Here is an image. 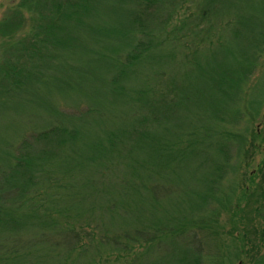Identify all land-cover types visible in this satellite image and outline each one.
<instances>
[{"label":"trees","instance_id":"obj_1","mask_svg":"<svg viewBox=\"0 0 264 264\" xmlns=\"http://www.w3.org/2000/svg\"><path fill=\"white\" fill-rule=\"evenodd\" d=\"M182 1L20 0L0 20L4 38L23 28V11L36 24L4 47L0 98L36 102L34 122L46 116L40 132L17 145L11 135L13 142L0 147V264H92L76 227L87 221L101 225L99 234L83 229L99 254H129L138 243L150 253L164 238L175 244L182 236L172 264L217 257L204 247L210 242L206 218L221 213L212 201L229 203L219 186L232 160L240 161L245 140L222 133L239 118L240 98L228 91L248 84L264 55V29L249 24L241 42L234 31L229 49L220 42L191 59L177 56L180 44L172 37L182 28H168ZM222 4L201 0L200 22L217 19ZM189 76L198 83L188 84ZM83 101L87 111L50 125L62 103L77 108ZM191 114L199 119L190 121ZM32 124L14 136L38 126ZM184 137L189 145L181 147ZM194 161L199 188L178 171ZM176 177L188 182L198 202L168 216L164 197L154 191L166 196L167 181H181ZM208 209L211 217L202 215ZM135 264H152L150 255Z\"/></svg>","mask_w":264,"mask_h":264},{"label":"rangeland","instance_id":"obj_2","mask_svg":"<svg viewBox=\"0 0 264 264\" xmlns=\"http://www.w3.org/2000/svg\"><path fill=\"white\" fill-rule=\"evenodd\" d=\"M221 1L223 4L221 8L219 7L220 15L216 17L217 19L210 17L205 19L204 22H200L199 15L201 0L182 1L178 16L174 17V21L168 28L169 31L177 27L182 28L181 31L176 32L178 33L176 36L172 37L173 41H177L180 44L178 51L175 53L177 56H187V59H191L196 51H204L206 47H211L220 42L224 43L220 48L229 49L231 47L230 44L234 40V31L241 32L239 37L236 38L237 42H241L248 36L246 26L249 24L254 30L264 29V0ZM19 2L20 0H0V20L7 15L9 10L15 9ZM22 14L26 17L24 26L13 38H4L0 35V67L3 64L2 52L4 47L29 34L36 25L31 19L35 16L25 11ZM208 19L211 21L208 22ZM217 49H219V45L215 47V50ZM214 54L215 52L212 59ZM207 56L208 54H206ZM199 58L203 59V55ZM186 80L188 84L198 83V80H192L190 76ZM156 89L161 90V87L157 86ZM215 90H213L215 95L224 97L222 94L215 93ZM228 93L233 97L237 96L240 98L237 99L236 103V107L239 108V118L237 122L225 127L226 129L222 130V133H229L231 138L237 140H242L241 137L245 138L243 140L244 151L239 162L232 160V167L229 168L219 186V197L229 196V203L224 208L218 200L212 201V209L215 210L214 208L221 207V213L217 214V218H206L210 222L206 231L210 242L205 243L204 247L207 250L206 253L217 256L212 262H206V264H264V55L259 58L258 65L248 84L241 85L239 89H232ZM77 106V108H74L62 103L58 109L60 111L59 117L52 119L50 125L59 126L62 122L61 120L66 119L69 115L87 111L89 104L83 101ZM39 115L36 102L28 103L23 100H15L9 103L4 98H0V147L3 146L4 142L9 143L11 135L16 138L17 143L13 142V140L10 141L17 145L22 140L29 139L31 135L40 132L46 125V116L41 118V121L34 122ZM197 116L191 114L190 121L198 120ZM189 119L187 122H189ZM27 123H34L38 126L34 125L35 127H31H34V130L29 129L14 136V133L22 132ZM170 124L174 126L176 124L175 119H172ZM188 139V137H184L180 141V146L186 147L189 145ZM12 152L14 154L17 153L15 150H12ZM197 164L198 162L194 161L185 167H181L184 164L178 165V171L185 178L190 179L189 182L193 184L192 188L200 187V184L195 182L199 176ZM168 177L166 176L165 179L169 180ZM179 179L181 178H175L177 181H180ZM117 180L120 181L119 178ZM184 181V178L176 183L167 181L170 184L167 186L170 188V192L166 193V196L162 193V190L154 191L158 196L161 194L160 197H164V204H167L165 213L168 216H177L181 210L184 211L189 208L187 204L198 202L193 195L195 190L191 188L188 191L185 186L188 182L184 183ZM118 183L116 181V184ZM60 184L62 182L57 183L58 186ZM44 191L45 189L39 191L36 195L41 196ZM209 210L211 209L206 210V214L203 213L202 215L211 217L209 216ZM132 211L143 212L144 209L139 210L137 207H133ZM76 227L80 229L84 237L83 241L86 251L92 254V259L95 258L92 264H135L144 255H150L152 264H172L176 261L174 258L178 256L179 244L183 245L180 241L182 236L176 239L175 244H172V237H167L160 243L153 244L150 253L146 251L145 246L141 247L142 243H138L132 251H129V254L119 250L113 252L112 255H104V253L99 254L96 252L97 245L85 235V231L99 234L101 228L99 222H80L76 224ZM206 233L205 235H207ZM4 245H8V243L5 242ZM20 247L23 248V243ZM126 255L129 256L127 257ZM217 259L218 261H216ZM68 261L69 264L72 262L71 259H68ZM9 264L24 263L10 262Z\"/></svg>","mask_w":264,"mask_h":264}]
</instances>
